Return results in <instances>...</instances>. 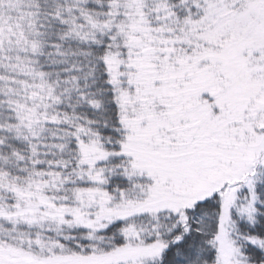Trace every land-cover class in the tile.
I'll list each match as a JSON object with an SVG mask.
<instances>
[{"label":"snow or ice","instance_id":"1","mask_svg":"<svg viewBox=\"0 0 264 264\" xmlns=\"http://www.w3.org/2000/svg\"><path fill=\"white\" fill-rule=\"evenodd\" d=\"M0 264H264V0H0Z\"/></svg>","mask_w":264,"mask_h":264}]
</instances>
